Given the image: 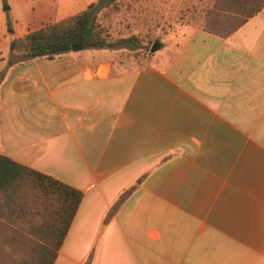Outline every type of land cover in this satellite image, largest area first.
Masks as SVG:
<instances>
[{"label": "crops", "instance_id": "obj_1", "mask_svg": "<svg viewBox=\"0 0 264 264\" xmlns=\"http://www.w3.org/2000/svg\"><path fill=\"white\" fill-rule=\"evenodd\" d=\"M3 1L0 154L82 192L53 264H264V7L138 67L11 51L98 0Z\"/></svg>", "mask_w": 264, "mask_h": 264}, {"label": "trees", "instance_id": "obj_2", "mask_svg": "<svg viewBox=\"0 0 264 264\" xmlns=\"http://www.w3.org/2000/svg\"><path fill=\"white\" fill-rule=\"evenodd\" d=\"M117 0H108L113 4ZM200 27L227 36L264 7V0H204ZM99 5L14 39L10 49L25 59L55 58L73 46L115 48L97 22ZM82 200V192L0 154V264H53ZM7 235V236H6ZM26 254V256H22Z\"/></svg>", "mask_w": 264, "mask_h": 264}, {"label": "rangeland", "instance_id": "obj_3", "mask_svg": "<svg viewBox=\"0 0 264 264\" xmlns=\"http://www.w3.org/2000/svg\"><path fill=\"white\" fill-rule=\"evenodd\" d=\"M17 1L26 5L28 9L32 4L41 2V0ZM107 1H96L100 7L97 22L103 29V37L109 41L132 37L135 41L112 49L106 47L104 50L110 51L112 58L124 66L138 67L167 61L175 51L181 29L187 25H200L203 9L207 5L204 0H117L111 5L107 4ZM1 2L4 1L0 0L1 10L9 7ZM14 15L16 16L15 12ZM12 18V13L6 11V14H2V28L6 33ZM158 41L162 43V48L151 53V47ZM96 52L100 55L106 53L102 50ZM4 255L6 254H0V257Z\"/></svg>", "mask_w": 264, "mask_h": 264}, {"label": "water", "instance_id": "obj_4", "mask_svg": "<svg viewBox=\"0 0 264 264\" xmlns=\"http://www.w3.org/2000/svg\"><path fill=\"white\" fill-rule=\"evenodd\" d=\"M7 10H9V7L4 8V11H7ZM84 48H85L84 45H76V46H73L72 51L77 52V51L83 50ZM161 48H162V43L159 41L155 42L153 46L151 47V53H155Z\"/></svg>", "mask_w": 264, "mask_h": 264}]
</instances>
